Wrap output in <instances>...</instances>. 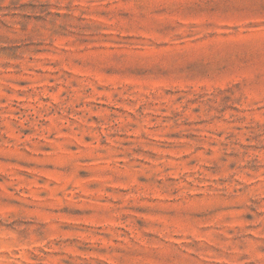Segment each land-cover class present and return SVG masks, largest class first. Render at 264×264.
<instances>
[{
  "label": "rangeland",
  "instance_id": "rangeland-1",
  "mask_svg": "<svg viewBox=\"0 0 264 264\" xmlns=\"http://www.w3.org/2000/svg\"><path fill=\"white\" fill-rule=\"evenodd\" d=\"M0 264H264V0H0Z\"/></svg>",
  "mask_w": 264,
  "mask_h": 264
}]
</instances>
